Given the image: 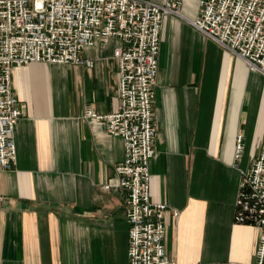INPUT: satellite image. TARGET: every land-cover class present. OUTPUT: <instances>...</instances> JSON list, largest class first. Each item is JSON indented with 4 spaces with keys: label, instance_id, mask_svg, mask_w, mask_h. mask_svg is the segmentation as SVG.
<instances>
[{
    "label": "crops",
    "instance_id": "crops-1",
    "mask_svg": "<svg viewBox=\"0 0 264 264\" xmlns=\"http://www.w3.org/2000/svg\"><path fill=\"white\" fill-rule=\"evenodd\" d=\"M182 14L195 20L199 0H185ZM161 34L149 167L153 202L168 211L166 254L174 264H256L262 230L236 224L234 206L241 173L261 151L264 76L182 18L166 16ZM122 46L111 39L85 48L89 67L14 71L24 115L13 135L17 162L0 171V264H129L125 194L105 189L124 143L86 117L118 110L114 53Z\"/></svg>",
    "mask_w": 264,
    "mask_h": 264
},
{
    "label": "built area",
    "instance_id": "built-area-1",
    "mask_svg": "<svg viewBox=\"0 0 264 264\" xmlns=\"http://www.w3.org/2000/svg\"><path fill=\"white\" fill-rule=\"evenodd\" d=\"M184 1L0 0V171L12 170L17 162L13 135L24 115L13 92L14 71L34 64L89 67L82 50L111 39L123 43L114 53L118 110L108 116L89 110L86 117L105 124L108 134L124 143L125 159L105 189L125 194L129 264H174L166 254L167 206L153 202L149 167L155 156L153 105L166 16L184 19L244 61L250 72L264 76V0H199L195 20L183 16ZM235 150L238 166L245 151L242 136ZM260 150L241 173L234 206L236 224L262 230L256 264H264V138Z\"/></svg>",
    "mask_w": 264,
    "mask_h": 264
}]
</instances>
